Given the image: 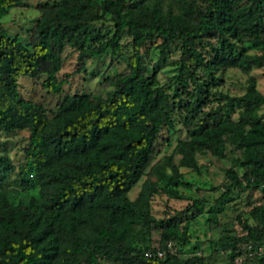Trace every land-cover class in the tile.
<instances>
[{"label":"trees","instance_id":"obj_1","mask_svg":"<svg viewBox=\"0 0 264 264\" xmlns=\"http://www.w3.org/2000/svg\"><path fill=\"white\" fill-rule=\"evenodd\" d=\"M20 2L0 0V14ZM176 4L178 12L169 6L162 9L159 0L46 1L31 43L8 35L0 25V129L28 130L20 182L28 183L34 169L39 191L37 198L18 205L0 191V264H211L202 256L180 258L167 251L166 242H184L185 231L170 219L149 215L150 196L176 195L177 186L187 185L179 166L197 169L198 155L223 158L228 147L236 151L242 172L225 170V188L218 199L227 198L236 188L264 186V122L257 113L264 106V95L256 90L252 77L240 95L209 91L215 81L213 71L264 67V0H177ZM104 18L112 24L109 36L98 29L85 30ZM123 31L130 35L127 71L110 81L105 97L66 95L48 118L42 105L19 95L18 77H35L39 72L45 75L43 89L61 91L62 82L55 74L64 44L76 51L82 63L106 50L114 51ZM209 31L216 39L215 44L209 43L211 55L205 58L196 42ZM153 37L160 39V53L170 43L179 45L171 96L183 94L189 83L194 90L182 111L193 115L202 105L200 97L205 101L212 96L216 104L200 113L187 139L176 143L177 163L169 155L150 167L156 179L168 186L146 181L137 198L130 200L127 192L143 175L160 128L172 124L171 96L141 65L140 48ZM230 39L239 44L245 39L260 52H234ZM198 69L210 81L196 78ZM234 108L236 120L229 116ZM8 166L9 161L0 155V181ZM199 205L193 201L187 208ZM249 213L256 223H241L244 235L224 234L210 240L216 249L228 250L223 264H237L238 242L254 249L264 241V208L258 205ZM136 224L159 226L156 249L164 251L162 257L156 256V249L147 256L146 248H134L125 240ZM256 264H264V256Z\"/></svg>","mask_w":264,"mask_h":264},{"label":"rangeland","instance_id":"obj_2","mask_svg":"<svg viewBox=\"0 0 264 264\" xmlns=\"http://www.w3.org/2000/svg\"><path fill=\"white\" fill-rule=\"evenodd\" d=\"M53 0H21L15 6L7 7L0 14V25L8 35H17L21 40L31 43L34 38L35 23L43 14L42 5ZM55 1V0H54ZM177 0H159L162 9L167 6L171 11L178 12ZM198 1V0H194ZM98 29L101 35L109 36L112 24L108 18L90 23L86 31ZM216 34L209 31L200 36L196 48L205 58L211 55L210 44H215ZM160 39L153 37L147 40L140 48L141 65L146 75H153L158 85L164 86L168 96H171L174 87L173 75L176 72L179 58V45L170 43L168 48L160 53L157 45ZM233 44V51L243 50L246 53H259L245 39L242 44L229 40ZM86 45H90L86 42ZM130 35L123 31L118 46L114 51L106 50L99 57L85 58L80 63L76 51L68 44H64L59 57L60 67L56 72V79L62 82L59 93H51L41 87L45 75L39 72L35 77L20 76L17 79L19 95L26 100L42 105L50 118L54 114L57 104L66 95L95 94L105 97L111 90L110 81L118 74L127 71L126 61L130 57ZM215 77L214 85L209 91L213 95L225 93L231 96L240 95L245 91L248 78L254 79L255 88L264 95V67L251 68L241 71L236 67H229L212 72ZM196 78L210 81L209 75L202 70L196 71ZM194 90L189 83L186 91L180 96L170 98L171 109L169 116L172 124L162 125L153 144L148 163L143 169V175L128 190L127 197L135 200L142 184L153 181L158 187L168 186L164 180H157L150 167L159 163L162 157L171 155L177 163L178 155L173 153L176 143L188 138V130L195 126L200 113L209 111L216 102L209 96L202 103L200 109L193 115L185 114L181 107L191 100ZM236 111L229 112L230 119L236 120ZM260 119L264 122V106L257 109ZM28 142L27 129L4 131L0 129V155L9 161V166L3 172L0 181V191L6 195L13 205H18L28 198H37L39 195L36 177L28 178V183L21 184L19 169L26 161V148ZM197 169L179 166L181 180L187 185L177 186L176 195L165 192L152 194L148 201V214L156 219H170L174 221L180 231H185L186 240L170 239L166 242L167 251L180 258L193 255L202 256L208 263L223 264L228 250L216 249L210 240L220 235L241 236L244 232L241 223L255 225L250 210L258 205L264 208V186L236 188L229 196L219 200L225 188V170L232 168L238 175L242 169L237 164V153L228 147L223 158L211 156L208 153L198 155L196 158ZM168 171V170H167ZM193 201L200 202L195 209L188 210V205ZM159 226L153 224H136L126 237V241L134 248L151 252L158 248ZM251 250L250 244L238 242L235 247L234 262L237 264H256L259 257L264 256V241ZM164 255V251L162 252ZM162 255V256H163ZM161 256V257H162ZM109 262V261H108Z\"/></svg>","mask_w":264,"mask_h":264},{"label":"built area","instance_id":"obj_3","mask_svg":"<svg viewBox=\"0 0 264 264\" xmlns=\"http://www.w3.org/2000/svg\"><path fill=\"white\" fill-rule=\"evenodd\" d=\"M28 175H29V177H31V173L28 174ZM250 248H251V246H250ZM256 248H258V247H256ZM256 248H254V249H256ZM254 249H251V250H254ZM145 254H146L147 256L150 255V253H147V252H146ZM155 254H156V256L161 257V256H162V251L156 249Z\"/></svg>","mask_w":264,"mask_h":264}]
</instances>
